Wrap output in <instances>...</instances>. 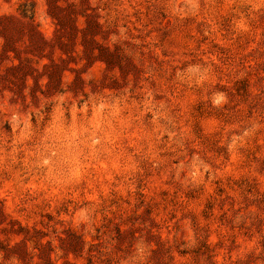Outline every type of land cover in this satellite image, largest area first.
Here are the masks:
<instances>
[{
    "label": "rangeland",
    "instance_id": "rangeland-1",
    "mask_svg": "<svg viewBox=\"0 0 264 264\" xmlns=\"http://www.w3.org/2000/svg\"><path fill=\"white\" fill-rule=\"evenodd\" d=\"M0 264H264V0H0Z\"/></svg>",
    "mask_w": 264,
    "mask_h": 264
}]
</instances>
